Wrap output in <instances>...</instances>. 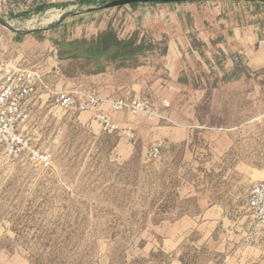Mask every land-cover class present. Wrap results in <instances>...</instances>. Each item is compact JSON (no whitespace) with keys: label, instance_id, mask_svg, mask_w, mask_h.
Returning a JSON list of instances; mask_svg holds the SVG:
<instances>
[{"label":"rangeland","instance_id":"rangeland-1","mask_svg":"<svg viewBox=\"0 0 264 264\" xmlns=\"http://www.w3.org/2000/svg\"><path fill=\"white\" fill-rule=\"evenodd\" d=\"M52 1L22 11L32 2L0 0V58L56 65L60 74L48 80L55 93L81 85L103 89L104 99L117 93L76 80L83 68L55 58L48 41L88 36L96 15L133 6ZM222 2H244L256 14L240 27L256 22L248 47L260 51L258 67L213 86L186 83L171 67L181 58L174 44L168 67L143 72L152 83L140 94L152 96L159 117L118 116L136 124L135 141L104 134L91 114L65 112L53 98L36 101L28 130L52 162L0 155V264H264V232L252 230L246 207L264 176V0ZM171 4L181 3L137 6ZM14 29L28 33L20 41Z\"/></svg>","mask_w":264,"mask_h":264},{"label":"crops","instance_id":"crops-1","mask_svg":"<svg viewBox=\"0 0 264 264\" xmlns=\"http://www.w3.org/2000/svg\"><path fill=\"white\" fill-rule=\"evenodd\" d=\"M17 1L32 2L22 11L55 6L52 0ZM251 9L244 2L126 7L96 15L88 36L73 31L65 42H48L54 45L50 47L55 58L78 63L83 68L76 73L79 74L76 80H96L119 90L108 99L134 97L150 90L152 78L143 72L168 67L167 56H173L177 47L181 58L171 67L185 73L183 81L213 86L244 77L248 67H258L260 51L248 47L250 39L254 38V44L258 39L256 22L247 29L240 27L245 18L256 19ZM16 38L21 41L23 34H17ZM192 39L198 43L191 50ZM249 61L253 64L249 65ZM96 88L103 96V89Z\"/></svg>","mask_w":264,"mask_h":264},{"label":"built area","instance_id":"built-area-1","mask_svg":"<svg viewBox=\"0 0 264 264\" xmlns=\"http://www.w3.org/2000/svg\"><path fill=\"white\" fill-rule=\"evenodd\" d=\"M52 71L56 76L60 74L56 65L44 70L25 58L19 61L0 58V155L5 158L25 155L37 164H51L52 156L34 143L28 130L34 105L43 96L55 99L65 112L91 114L104 134L122 136L130 142L137 139L136 124L122 123L119 115L127 114L135 119L144 115L149 120L159 117L155 100L146 94L104 99L99 91L84 85L75 91L55 93L48 81ZM163 148V143L156 145L151 159L159 158ZM246 207L252 219V230L264 232V176L252 186Z\"/></svg>","mask_w":264,"mask_h":264},{"label":"water","instance_id":"water-1","mask_svg":"<svg viewBox=\"0 0 264 264\" xmlns=\"http://www.w3.org/2000/svg\"><path fill=\"white\" fill-rule=\"evenodd\" d=\"M221 1H247V0H110L106 2L102 9H111V8H118V7H125L131 6L136 4H170V3H184V2H221ZM255 1V0H250ZM3 23V20H0ZM6 27H12L8 21H5ZM17 34L28 33L21 29H14Z\"/></svg>","mask_w":264,"mask_h":264},{"label":"trees","instance_id":"trees-1","mask_svg":"<svg viewBox=\"0 0 264 264\" xmlns=\"http://www.w3.org/2000/svg\"><path fill=\"white\" fill-rule=\"evenodd\" d=\"M133 7H136L137 6V4L136 5H132Z\"/></svg>","mask_w":264,"mask_h":264}]
</instances>
